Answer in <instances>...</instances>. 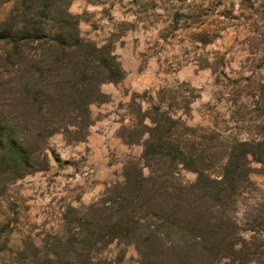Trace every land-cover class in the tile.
Listing matches in <instances>:
<instances>
[{"label": "trees", "instance_id": "obj_1", "mask_svg": "<svg viewBox=\"0 0 264 264\" xmlns=\"http://www.w3.org/2000/svg\"><path fill=\"white\" fill-rule=\"evenodd\" d=\"M13 1L0 23L4 186L47 172L55 135L85 142L92 106L107 100L102 86L126 78L111 43L82 37L73 0ZM148 104L143 109L134 101L135 122L118 132L124 144L143 146L142 158H129L123 179L97 201L83 210L69 207L67 231L50 239L49 250L32 245L21 259L95 264L99 252L118 242L134 246L139 264H264V205L249 204L252 164H264V130L241 140L189 126L183 116L191 102L171 88ZM184 171L196 180L187 181Z\"/></svg>", "mask_w": 264, "mask_h": 264}, {"label": "rangeland", "instance_id": "obj_2", "mask_svg": "<svg viewBox=\"0 0 264 264\" xmlns=\"http://www.w3.org/2000/svg\"><path fill=\"white\" fill-rule=\"evenodd\" d=\"M13 6V0H0V23ZM71 12L82 18V37L111 43L126 72L117 85L128 97L114 122L131 125L134 101L147 109L150 97L171 88L191 102L183 116L189 126L229 138H259L264 130V0H73ZM68 145L64 135H55L47 172L8 186L0 183V264H28L20 256L31 254L32 245L49 250L50 239L67 231L69 207L83 210L108 188L95 193L86 157L73 156ZM130 147V158L141 159L143 146ZM112 156L111 163L120 166L111 184L123 179L129 159ZM252 166L255 188L249 204L264 205V164ZM183 176L190 182L197 178L192 171ZM139 260L134 246L118 242L95 256V264Z\"/></svg>", "mask_w": 264, "mask_h": 264}, {"label": "crops", "instance_id": "obj_3", "mask_svg": "<svg viewBox=\"0 0 264 264\" xmlns=\"http://www.w3.org/2000/svg\"><path fill=\"white\" fill-rule=\"evenodd\" d=\"M125 87L128 88L129 83ZM102 92L109 97V100L92 106L93 125L87 140L68 145L71 147L68 150L74 152L73 156L84 155L86 157V164L93 171L95 193H100L111 185L114 171L120 166V164L111 163L112 155H115L117 159L123 157L126 161L133 153L131 147L124 144L118 136V131L123 125H127V120L114 122V115L124 112L118 107L126 102L128 95L121 91L120 86L113 83L104 84ZM109 132L110 135L107 136Z\"/></svg>", "mask_w": 264, "mask_h": 264}, {"label": "built area", "instance_id": "obj_4", "mask_svg": "<svg viewBox=\"0 0 264 264\" xmlns=\"http://www.w3.org/2000/svg\"><path fill=\"white\" fill-rule=\"evenodd\" d=\"M110 135V132L107 134V136Z\"/></svg>", "mask_w": 264, "mask_h": 264}]
</instances>
